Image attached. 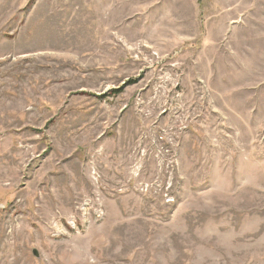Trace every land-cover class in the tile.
Instances as JSON below:
<instances>
[{
    "label": "rangeland",
    "instance_id": "obj_1",
    "mask_svg": "<svg viewBox=\"0 0 264 264\" xmlns=\"http://www.w3.org/2000/svg\"><path fill=\"white\" fill-rule=\"evenodd\" d=\"M0 264H264V0H0Z\"/></svg>",
    "mask_w": 264,
    "mask_h": 264
}]
</instances>
